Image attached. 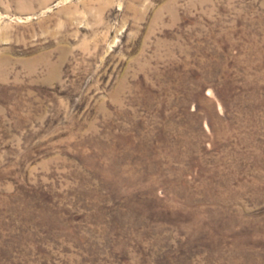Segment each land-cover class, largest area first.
<instances>
[{
  "label": "rangeland",
  "instance_id": "rangeland-1",
  "mask_svg": "<svg viewBox=\"0 0 264 264\" xmlns=\"http://www.w3.org/2000/svg\"><path fill=\"white\" fill-rule=\"evenodd\" d=\"M0 264H264V0H0Z\"/></svg>",
  "mask_w": 264,
  "mask_h": 264
}]
</instances>
